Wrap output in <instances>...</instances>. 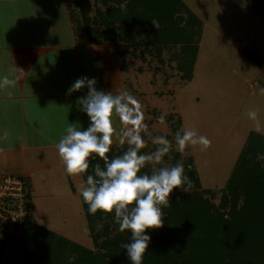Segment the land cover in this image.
<instances>
[{
    "label": "trees",
    "instance_id": "obj_1",
    "mask_svg": "<svg viewBox=\"0 0 264 264\" xmlns=\"http://www.w3.org/2000/svg\"><path fill=\"white\" fill-rule=\"evenodd\" d=\"M246 1L264 18V0ZM78 2L89 41L110 42L120 55L127 47L143 45L142 53H155L161 63L164 50L177 46V68L186 80L191 78L203 20L184 0H95L93 16L89 0ZM242 52L264 64L256 51ZM127 147L126 142L111 144L106 155H119ZM93 156L81 173L84 182L94 165L104 166L102 158ZM183 165L191 183L187 191L174 186L162 226L145 229L151 240L142 264H264V134L248 133L222 188H202L199 172ZM152 168L146 162L141 171ZM82 205L94 249L36 224L28 215L14 224L12 233L0 235V264H131L121 247L130 231L119 230L112 212L97 209L90 214L83 199Z\"/></svg>",
    "mask_w": 264,
    "mask_h": 264
},
{
    "label": "rangeland",
    "instance_id": "obj_2",
    "mask_svg": "<svg viewBox=\"0 0 264 264\" xmlns=\"http://www.w3.org/2000/svg\"><path fill=\"white\" fill-rule=\"evenodd\" d=\"M77 1L81 0L71 2L75 10L79 9ZM184 1L203 20L191 78L186 80L177 68L179 47L165 49L161 63L155 53H142L140 45L127 47L119 57L121 82L123 91L139 101L144 114L146 128L140 134L145 145L140 151L149 153L159 147L152 142L153 136L163 135L170 141L162 159L148 164L172 166L180 161L199 172L202 188L219 189L248 133L257 130L264 134V64L249 60L242 52L252 49L264 57V18L246 0ZM89 4L93 16L97 5L95 0H89ZM85 75L91 77L89 73ZM250 111L255 112L254 117L249 116ZM161 115L163 120L158 119ZM173 125L178 129H172ZM185 128L195 129L210 144H186L179 151L174 136ZM111 144H121L120 137L113 138ZM46 160L59 161L54 155ZM51 170L53 176H43L45 171L40 177L33 175V184L27 175L20 174L28 178L31 189L29 218L73 243L94 249L79 191L84 185L81 173L69 176L63 163ZM6 174L15 175L1 176ZM173 194L175 190L169 197ZM167 210V205L162 206L164 214Z\"/></svg>",
    "mask_w": 264,
    "mask_h": 264
},
{
    "label": "crops",
    "instance_id": "obj_3",
    "mask_svg": "<svg viewBox=\"0 0 264 264\" xmlns=\"http://www.w3.org/2000/svg\"><path fill=\"white\" fill-rule=\"evenodd\" d=\"M72 1L0 0V76L14 81L0 87V175L25 174L30 184L43 171L54 175L51 169L63 163L56 143L67 124L88 125L76 100L87 88L66 93L77 77L89 73L98 89L123 91L122 55L110 42L88 40ZM113 127L112 139L120 137L118 115ZM52 155L59 161L47 162Z\"/></svg>",
    "mask_w": 264,
    "mask_h": 264
},
{
    "label": "clouds",
    "instance_id": "obj_4",
    "mask_svg": "<svg viewBox=\"0 0 264 264\" xmlns=\"http://www.w3.org/2000/svg\"><path fill=\"white\" fill-rule=\"evenodd\" d=\"M13 83L7 75L0 76V87ZM82 87L87 91L76 100L78 110L88 117V125L77 128L69 122L56 143L58 154L69 175L85 173L93 154L103 159V168L96 164L92 173L86 175L84 185L79 189L80 195L90 214H95L97 209L112 212L119 230L130 231L128 240L122 242L121 247L126 250L131 264H142L143 254L151 240L145 229L162 226V206L168 204L169 193L174 186L187 191L191 181L180 161L172 166L153 167L150 172L141 171L146 162L158 163L162 159L169 150L170 141L163 135L153 136L152 142L159 147L149 153L139 151L145 145L140 133L146 125L141 105L134 96L127 91L98 89L96 78L86 75L77 77L66 93ZM116 115L123 125L120 142H126L128 147L110 158L106 153L112 143L115 131L113 117ZM249 116L254 117L255 112L250 111ZM158 119L163 120L164 116ZM174 140L179 151H183L186 144L199 143L204 147L210 144L205 136L190 128L178 130ZM68 259L72 261L74 257L69 256Z\"/></svg>",
    "mask_w": 264,
    "mask_h": 264
},
{
    "label": "built area",
    "instance_id": "obj_5",
    "mask_svg": "<svg viewBox=\"0 0 264 264\" xmlns=\"http://www.w3.org/2000/svg\"><path fill=\"white\" fill-rule=\"evenodd\" d=\"M28 178L23 175H0V234L12 233L14 224L29 215Z\"/></svg>",
    "mask_w": 264,
    "mask_h": 264
}]
</instances>
